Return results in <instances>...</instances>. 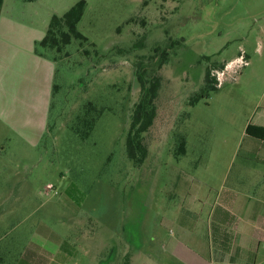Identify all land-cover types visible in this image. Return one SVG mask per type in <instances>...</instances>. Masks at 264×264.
<instances>
[{
  "label": "rangeland",
  "instance_id": "374dc122",
  "mask_svg": "<svg viewBox=\"0 0 264 264\" xmlns=\"http://www.w3.org/2000/svg\"><path fill=\"white\" fill-rule=\"evenodd\" d=\"M78 1L37 0L33 11L48 28ZM85 1L77 29L87 40H73L58 63L46 132L38 106L29 135L5 121L0 83V264L30 253L57 262L49 233L72 248L60 264H161L151 243L190 225L188 195L212 198L240 178L264 183V164L245 141L264 113V0ZM242 53L248 64L229 67ZM208 67L222 84L190 106ZM155 76L158 113L136 166L126 134L139 77ZM88 103L102 113L84 139L74 125ZM179 136L187 152L177 157Z\"/></svg>",
  "mask_w": 264,
  "mask_h": 264
},
{
  "label": "crops",
  "instance_id": "0c3cea01",
  "mask_svg": "<svg viewBox=\"0 0 264 264\" xmlns=\"http://www.w3.org/2000/svg\"><path fill=\"white\" fill-rule=\"evenodd\" d=\"M36 2L21 1L10 9L4 0L0 16V83L8 96L9 111L4 118L20 136L29 135L36 106L41 113L42 133L46 132L56 68L52 61L34 53L35 43L44 38L48 29L33 11ZM263 116L264 113L254 125L264 126ZM261 151L264 158L262 145ZM188 198L190 225L179 227L175 237L166 243H151L154 249L160 248L156 258L159 263L264 264V183L240 178L222 185L215 197ZM45 236L58 253L63 239L55 241L50 233ZM26 257L27 264H35L34 253ZM55 263L60 261L48 262Z\"/></svg>",
  "mask_w": 264,
  "mask_h": 264
},
{
  "label": "trees",
  "instance_id": "16d2710c",
  "mask_svg": "<svg viewBox=\"0 0 264 264\" xmlns=\"http://www.w3.org/2000/svg\"><path fill=\"white\" fill-rule=\"evenodd\" d=\"M24 1L35 2L36 0ZM3 4L4 0H0V16ZM86 6L87 2L85 0H80L62 16L53 15L44 38L35 43V55L48 59L55 64L56 68L54 78L57 77L59 72L58 63L62 61V56L64 54L65 56H68L65 51L72 41L87 40V38L84 37L77 29L78 23L84 15ZM161 57L164 59L162 62L167 61V55L164 52ZM224 66L225 65L222 64L219 68L223 69ZM160 68H162V66H160ZM212 69L213 67L207 68L203 85L198 91L189 97L190 106H195L201 100L209 99L210 93L218 90V81L212 73ZM139 80L141 83L142 95L138 103L134 106L125 142L126 155L136 166L142 165L148 156L145 134L153 127L157 117L158 108L156 100L158 98L161 83L160 76L153 77L151 81L144 80L142 77H139ZM59 89L60 86L54 83L52 86V97L58 93ZM86 106L87 107L84 110L85 113L82 117L77 118V123L74 125V131L84 139L91 135L93 129L95 128L97 119L102 113V110L96 109L91 103H88ZM245 141L246 153L253 154L255 160L264 164V158L262 156L263 151H261V153L259 152L260 145L264 146V126L248 124L246 128ZM186 152V139L184 136H179L175 155L177 157L184 156L186 155ZM50 238L55 241L60 240V237L53 235V233L50 234ZM64 245L65 247L68 246L66 242H59L60 250L55 256L56 261H60V263H65V259L73 253L71 252L70 254L69 249L71 250L72 248L69 246L66 249H62ZM34 256L35 264H48V261L47 263L44 262L43 259L36 256V254H34ZM20 264H27V257L23 258Z\"/></svg>",
  "mask_w": 264,
  "mask_h": 264
},
{
  "label": "built area",
  "instance_id": "2783aa9c",
  "mask_svg": "<svg viewBox=\"0 0 264 264\" xmlns=\"http://www.w3.org/2000/svg\"><path fill=\"white\" fill-rule=\"evenodd\" d=\"M248 64V61H247V57L245 56V54L244 53H242L237 59H236V61H233L232 63H230L228 66L230 67V66H233L234 65V67L235 66H246ZM228 67V68H229ZM233 68V67H232ZM219 74V73H218ZM217 74V75H218ZM221 75H224V73L223 72H221V74L219 75V76H221ZM219 79V80H218ZM217 81H218V87H220L221 86V84H222V81H221V79L220 78H218L217 77Z\"/></svg>",
  "mask_w": 264,
  "mask_h": 264
},
{
  "label": "flooded vegetation",
  "instance_id": "af4514ba",
  "mask_svg": "<svg viewBox=\"0 0 264 264\" xmlns=\"http://www.w3.org/2000/svg\"><path fill=\"white\" fill-rule=\"evenodd\" d=\"M164 1H165V2H169V3L174 4L175 2H176V3H181V1H184V0H169V1H168V0H164ZM186 1H189V0H186ZM186 1H185V2H186ZM192 1H194V0H192ZM182 3H184V2H182ZM184 4H185V3H184Z\"/></svg>",
  "mask_w": 264,
  "mask_h": 264
}]
</instances>
